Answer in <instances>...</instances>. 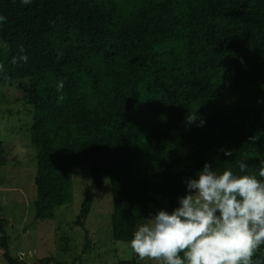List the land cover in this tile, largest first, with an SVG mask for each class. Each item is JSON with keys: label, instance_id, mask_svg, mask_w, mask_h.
Masks as SVG:
<instances>
[{"label": "trees", "instance_id": "1", "mask_svg": "<svg viewBox=\"0 0 264 264\" xmlns=\"http://www.w3.org/2000/svg\"><path fill=\"white\" fill-rule=\"evenodd\" d=\"M0 16V84L14 83L31 112L37 221L72 201L78 165L89 166L90 182L72 224L87 234L94 190L108 180L110 233L123 243L156 214L150 202L178 207L205 163L261 179L264 0H0ZM2 102L0 91V166L10 159ZM5 225L0 213L2 255L13 264ZM89 246L86 236L82 252ZM253 264H264V245Z\"/></svg>", "mask_w": 264, "mask_h": 264}, {"label": "rangeland", "instance_id": "2", "mask_svg": "<svg viewBox=\"0 0 264 264\" xmlns=\"http://www.w3.org/2000/svg\"><path fill=\"white\" fill-rule=\"evenodd\" d=\"M0 47H5V44L0 42ZM0 91L3 94L1 137L10 147L8 164L0 166V213L6 220L10 254L19 257L13 264H20V260L26 264H40L39 259L44 257H50L45 264H118L119 258L130 255L136 256L137 264H155L153 261H140L131 250L130 243L113 240L109 226L112 201L108 180L94 190V201L85 222L87 234L84 229L72 224L83 200L84 188L90 182L88 165L71 168V202L56 207L52 219L37 221L34 218L35 158L25 128L30 108L14 99L18 94L14 83L0 84ZM160 201L150 202L151 212L158 211L160 206L165 209ZM24 227L33 251L22 232ZM85 235L90 246L82 252ZM2 253L0 246V264H9Z\"/></svg>", "mask_w": 264, "mask_h": 264}, {"label": "clouds", "instance_id": "3", "mask_svg": "<svg viewBox=\"0 0 264 264\" xmlns=\"http://www.w3.org/2000/svg\"><path fill=\"white\" fill-rule=\"evenodd\" d=\"M5 20L0 16V23ZM21 59L27 61L26 56ZM63 87L60 81L57 90ZM197 118L189 113L186 121L191 124ZM238 167L245 173L247 164L238 162ZM258 175L261 179L230 169L218 173L205 163L198 178L186 181L187 192L178 198V207L157 211L137 228L131 250L140 261L155 264H253L264 245V166Z\"/></svg>", "mask_w": 264, "mask_h": 264}, {"label": "water", "instance_id": "4", "mask_svg": "<svg viewBox=\"0 0 264 264\" xmlns=\"http://www.w3.org/2000/svg\"><path fill=\"white\" fill-rule=\"evenodd\" d=\"M25 235V238H26V242H27V245L28 247L33 251V247L31 245V240L27 237V234H26V227H24L23 231H22Z\"/></svg>", "mask_w": 264, "mask_h": 264}]
</instances>
